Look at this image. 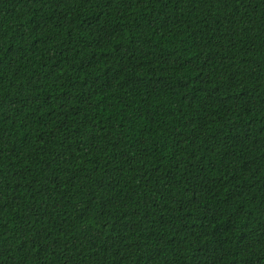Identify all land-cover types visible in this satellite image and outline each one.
<instances>
[{"label":"trees","instance_id":"trees-1","mask_svg":"<svg viewBox=\"0 0 264 264\" xmlns=\"http://www.w3.org/2000/svg\"><path fill=\"white\" fill-rule=\"evenodd\" d=\"M0 264H264V0H0Z\"/></svg>","mask_w":264,"mask_h":264}]
</instances>
